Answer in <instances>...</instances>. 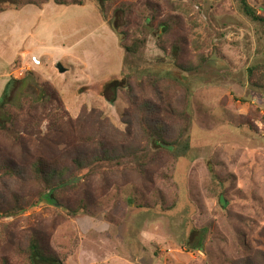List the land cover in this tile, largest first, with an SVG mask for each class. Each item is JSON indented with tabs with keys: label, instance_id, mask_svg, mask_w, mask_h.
<instances>
[{
	"label": "rangeland",
	"instance_id": "1",
	"mask_svg": "<svg viewBox=\"0 0 264 264\" xmlns=\"http://www.w3.org/2000/svg\"><path fill=\"white\" fill-rule=\"evenodd\" d=\"M246 1L264 19V0ZM32 2L0 12L15 130L0 132V167L18 172L0 173V264H27L32 236L63 264H264V22L238 0ZM123 37L143 44L126 53ZM116 80L131 94L101 96ZM144 122L162 126L160 149ZM37 159L79 178L57 192L78 214L39 200ZM15 199L24 210L4 217Z\"/></svg>",
	"mask_w": 264,
	"mask_h": 264
},
{
	"label": "trees",
	"instance_id": "2",
	"mask_svg": "<svg viewBox=\"0 0 264 264\" xmlns=\"http://www.w3.org/2000/svg\"><path fill=\"white\" fill-rule=\"evenodd\" d=\"M53 1L55 4H57L59 6L64 5V3L61 2V0H53ZM92 1L94 2L96 7L98 8V10L103 13L105 11V4L113 3L116 0H92ZM215 1H218V0H215ZM238 1L241 5L242 12L245 14L246 17L251 19L253 22H259V23L264 22V19L261 16H259L254 9L249 7L246 0H238ZM22 4L38 6L35 2H32V0H25V1L24 0H11V1L0 0V12H2L5 9L17 10L19 8V6ZM71 4L72 5H82L80 2H78L76 4L75 1H72ZM150 11H151L150 17H147L145 19L151 20V17H153V15H152L153 10H150ZM114 12L115 13H117V12L124 13V9L116 8V9H114ZM161 26L164 27L165 31H167L169 28V25L165 24V23H162ZM142 27L145 29L148 27V22H146V20L142 23ZM114 30H115V27H114ZM121 34L123 35L122 32H121ZM123 41H124V37L120 43L121 44L120 47L123 48L126 53L136 52L139 45L143 44V41H137V42H134L133 44L127 46V45H123ZM174 49L177 50L176 47ZM195 70H197V69L196 68L193 69L192 67H189V68H186V70H184V71L185 72H191V71H195ZM12 82L18 83V81H16V80H12ZM176 82H178V81H176ZM181 83L182 82H180V84ZM125 88H127L128 94H131V88L129 86V83L126 80H123L122 86L119 85V82L116 80V81L104 84L102 92L100 93V95L105 96V93L107 91H111V93L114 94L115 89L119 90V89H125ZM41 89H42V95H41V100H40L41 104L44 105V104L50 103L52 98L54 97V95L49 92V90L45 87V85H42ZM6 91H10V88L8 87L7 89L4 90V92H3L4 96H3L2 100L0 101V112H2V116H3V118L0 116V132L6 133V132L10 131V133L15 134V132H14L15 131L14 130V117H13V115L9 114V112L6 109L7 106L10 105V102H9L10 93L8 95ZM58 110L61 111L60 107L58 108ZM61 112H62V116L64 118L65 113L63 111H61ZM52 121L55 122V120H52ZM141 129H142L143 138L150 141L151 144L155 145V149L161 148L160 145H158V143L165 144V140H164V134L165 133H164L162 126L160 124L158 126L155 125V127H154V126H150L147 122H144L141 125ZM180 144H181L180 138H176L171 144H169V146H173V147L176 146L175 149H179ZM105 159L106 158H101V160H105ZM9 163L12 165L11 162H9ZM74 163L76 164V167H75L76 170L81 169L83 167L82 161H80L79 158H76ZM33 172H34V178L44 188L43 191H41L39 193V200L40 201H42L43 203H45L47 205H51L55 208L62 207L65 211L70 213V215H76L79 213V210L71 211L69 208L63 207L60 205L61 202L59 201L57 192L61 191L62 190L61 185L63 183H65V181H68V180L64 179V174H65L64 170H59V172H58L57 169H55V168L49 169L43 164L41 159H37L33 164ZM0 173L13 176L15 173L17 174L18 172L15 169V167L13 169L8 163H4L0 167ZM72 176H73L72 174L69 175V178ZM71 187H74V186H71ZM20 203H21V201H19L18 199L17 200L15 199L13 205L9 206L8 208H4L3 210H1L2 215L4 217H13V216L17 215L18 213H20V211L24 210V208L22 206H20ZM190 241H191V239H189L187 245H190ZM196 243H197V241H196ZM196 243H194L191 246V248L197 249L198 247L196 246ZM22 251H23V254L25 256V262L27 264H63L62 260L60 258H58V256H56L54 253L48 252L40 243L39 238H37L35 236L30 237L28 246L26 248L22 249ZM2 264H7V263L4 262Z\"/></svg>",
	"mask_w": 264,
	"mask_h": 264
},
{
	"label": "water",
	"instance_id": "3",
	"mask_svg": "<svg viewBox=\"0 0 264 264\" xmlns=\"http://www.w3.org/2000/svg\"><path fill=\"white\" fill-rule=\"evenodd\" d=\"M57 69H58V71H59L60 73L64 72V69L61 67L60 64L57 65ZM78 180H79V178H72V179L66 181L65 183H63L62 186H68V185H71V184H73V183L78 182Z\"/></svg>",
	"mask_w": 264,
	"mask_h": 264
},
{
	"label": "built area",
	"instance_id": "4",
	"mask_svg": "<svg viewBox=\"0 0 264 264\" xmlns=\"http://www.w3.org/2000/svg\"><path fill=\"white\" fill-rule=\"evenodd\" d=\"M33 64H34V65H38V64H39V61H38V60H35V59H33Z\"/></svg>",
	"mask_w": 264,
	"mask_h": 264
},
{
	"label": "crops",
	"instance_id": "5",
	"mask_svg": "<svg viewBox=\"0 0 264 264\" xmlns=\"http://www.w3.org/2000/svg\"><path fill=\"white\" fill-rule=\"evenodd\" d=\"M33 59L37 60L35 57H33Z\"/></svg>",
	"mask_w": 264,
	"mask_h": 264
}]
</instances>
